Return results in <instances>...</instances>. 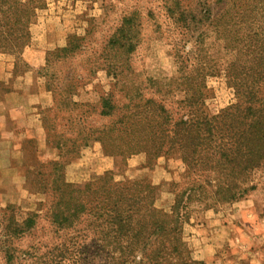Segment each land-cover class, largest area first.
Returning <instances> with one entry per match:
<instances>
[{
    "label": "trees",
    "instance_id": "1",
    "mask_svg": "<svg viewBox=\"0 0 264 264\" xmlns=\"http://www.w3.org/2000/svg\"><path fill=\"white\" fill-rule=\"evenodd\" d=\"M229 1L199 3L202 6L197 13V8L184 10L175 0L167 11L169 15L177 11L175 22L189 38L200 27L218 32L220 20L231 17L223 21L227 30L241 18L239 5L230 8H237L233 15L229 9L224 11L227 5L224 13H219L222 3ZM35 8L34 1L25 5L18 0H0V53H17L23 48ZM137 26L133 15L123 17L106 42L105 64L99 68L112 84L96 105L74 102L76 84L69 83L60 92L58 88V92L51 91L54 104L46 112H78L71 151L78 152L93 142L100 144L107 156L122 162L138 153L145 154L148 164L161 157H178L184 166V186L173 192L170 210L164 212L155 207L158 189L147 180H117L114 170L92 183L70 184L60 174L61 165L49 162L52 180L40 189L43 193L50 190L44 220L52 242L37 241L35 235L42 230L41 208L18 218L16 208L6 206L0 212V264H204L187 254L182 240L186 213L182 210L189 202L234 203L254 190L252 176L264 173V29L246 34L236 48V61L224 70L201 57L199 42L189 49L186 45L185 56L176 51L177 75L172 82L177 83L181 97L177 108L171 110L165 102L170 85L158 88L160 84L151 80L149 86L158 89L154 93L162 99L134 98L140 94L135 88L126 104H116L117 87L132 75L129 61L137 46ZM84 40L68 39L64 48L55 51L56 57L64 60L81 54ZM181 57L193 62L188 64L190 60ZM221 77L234 99L228 107L209 114L205 105L212 92L206 79ZM80 80L77 84L85 83ZM93 116L114 119L109 126L93 128L88 119ZM46 119L45 129L53 132ZM63 140L59 137L54 148L61 151ZM25 240L29 242L23 248Z\"/></svg>",
    "mask_w": 264,
    "mask_h": 264
},
{
    "label": "rangeland",
    "instance_id": "2",
    "mask_svg": "<svg viewBox=\"0 0 264 264\" xmlns=\"http://www.w3.org/2000/svg\"><path fill=\"white\" fill-rule=\"evenodd\" d=\"M28 5L35 2L34 15L27 27V42L17 53H0V212L6 206L16 208L18 218L41 208L38 240L49 243V231L44 213L49 203L50 190L40 189L50 184L49 162H58L63 180L70 184L97 181L106 172L116 171L117 180H147L157 187L155 207L169 212L174 195L184 185V166L180 159L161 157L148 164L145 154L138 153L125 159L107 156L98 143L71 151L74 143L75 112L53 115L46 110L54 104L51 91L66 89L76 84L72 100L79 104L96 105L107 94L112 81L99 67L104 66V47L116 31L123 17L133 15L137 23V46L130 57L132 75L117 87L116 104L122 107L132 90L140 94L134 98L162 99L149 86V81L164 87L170 85L165 102L170 109L177 108L180 89L173 79L177 75L176 51L184 55V47L201 44L202 58H208L213 67L224 70L236 61V48L251 30L264 29V2L261 0H231L222 3L219 13L229 9L231 15L241 6L243 16L237 17L224 29L220 20L218 32L212 27H200L188 35L174 19L176 12L167 11L175 0H18ZM184 10H197L212 0H179ZM228 2V1H227ZM261 2V3H260ZM258 3V4H257ZM223 11V13H224ZM199 17V16H198ZM241 23L242 25H239ZM201 26V25H200ZM84 38L83 52L59 59L56 50L64 48L68 39ZM197 41V42H196ZM196 42V43H195ZM186 49V50H187ZM180 56V55H179ZM55 57V58H53ZM190 60L191 58H183ZM83 78L84 84H77ZM221 78H207L206 86L212 96L206 101L209 114H216L232 104L233 92ZM57 91V90H56ZM58 92V91H57ZM60 98L57 95V99ZM164 98V97H163ZM55 101V102H56ZM88 109V108H86ZM120 112H117L116 116ZM47 117L53 132L47 131L43 119ZM93 128L109 126L113 119L97 120L89 117ZM72 122V123H71ZM59 137L65 146L54 148ZM78 147V143H76ZM42 166L40 170L32 167ZM39 171L40 176L37 175ZM251 180L254 190L230 204L189 202L182 240L188 256L204 264H264V173L256 172ZM41 203L40 206L38 204ZM1 214V213H0ZM29 240L22 243L25 248Z\"/></svg>",
    "mask_w": 264,
    "mask_h": 264
}]
</instances>
